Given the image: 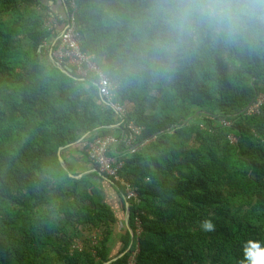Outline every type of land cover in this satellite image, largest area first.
<instances>
[{
	"label": "trees",
	"instance_id": "trees-1",
	"mask_svg": "<svg viewBox=\"0 0 264 264\" xmlns=\"http://www.w3.org/2000/svg\"><path fill=\"white\" fill-rule=\"evenodd\" d=\"M49 2L65 6L59 27L74 13L81 48L117 85L126 118L103 103L96 78L67 75L51 60L58 36L45 26L55 15ZM74 2L0 0V264L111 260L116 220L86 148L121 140L130 123L143 130L137 146L149 143L134 155L122 143L110 155L139 190L130 227L140 217L143 232L134 243L123 235L110 264H127L139 242L137 264H238L245 241L264 243V102L246 114L264 97V35L251 46L202 39L170 52L155 0ZM60 149L74 176L72 153L95 171L70 178ZM204 219L215 231L201 230Z\"/></svg>",
	"mask_w": 264,
	"mask_h": 264
},
{
	"label": "clouds",
	"instance_id": "clouds-1",
	"mask_svg": "<svg viewBox=\"0 0 264 264\" xmlns=\"http://www.w3.org/2000/svg\"><path fill=\"white\" fill-rule=\"evenodd\" d=\"M156 13L169 33L167 51L202 39L227 46H250L264 32V0H155ZM204 232L215 231L210 219L200 222ZM238 264H264V243L247 240L242 244Z\"/></svg>",
	"mask_w": 264,
	"mask_h": 264
},
{
	"label": "built area",
	"instance_id": "built-area-1",
	"mask_svg": "<svg viewBox=\"0 0 264 264\" xmlns=\"http://www.w3.org/2000/svg\"><path fill=\"white\" fill-rule=\"evenodd\" d=\"M70 2L73 9L76 8L74 0H67ZM67 22L65 28L61 33H58V20L55 15H50L46 19L45 26L58 37L55 42L58 41V46L55 51L49 50V55H53L55 60L61 66H67L80 77H94L97 80V89L99 97L103 103L118 114L122 118H126L128 111L125 107L117 104L114 100L115 89L117 85L113 84L108 76L102 71L98 64L94 61V56L90 53L84 52L81 48L79 35L76 30L74 13L68 12L66 15ZM47 45V44H46ZM48 46V45H47ZM49 49V48H48ZM264 102L263 96H258L255 101L250 104L246 110V114L251 115L258 113L259 107ZM225 127H229V124L222 122ZM126 136L121 140L114 137H101L88 143L86 148V154L91 163H93L99 170L101 176L109 179L113 184L119 185L123 190V196L126 202L130 206H140L142 199L140 197L139 190L134 187L130 182L125 180L122 176L124 166L126 163L118 161L114 155L119 146L123 143L128 147V153L131 155L136 154L142 146L149 143L146 142L142 146H137L138 138L142 135L143 130L137 127L134 123L127 124ZM128 133V135H127ZM230 144H235L234 137H229ZM112 154V155H110ZM143 232V221L140 217L136 218L135 230L132 229L133 243L136 238H139ZM140 242L136 244V248L132 251L131 256L127 260V264H137L138 255L140 250ZM76 249H81V246L77 244L74 246Z\"/></svg>",
	"mask_w": 264,
	"mask_h": 264
},
{
	"label": "crops",
	"instance_id": "crops-1",
	"mask_svg": "<svg viewBox=\"0 0 264 264\" xmlns=\"http://www.w3.org/2000/svg\"><path fill=\"white\" fill-rule=\"evenodd\" d=\"M49 6L55 16L59 18V20L62 21L65 19L66 10L65 6L61 2H57L56 4H53V2H49ZM64 26L65 24H63V27ZM53 41H55V39H53ZM67 159L70 160L74 165L75 172H78L80 175L82 174L86 176L95 171L94 167L91 164H86V161H83V159L76 153H72L67 157ZM99 177L100 178L94 180V187L102 196L104 202L109 205L116 220L114 224V236L109 243V256L112 260L119 257L118 253L123 249V247L125 249V243L123 244L122 242V236L127 232H132V229L130 227L129 218H127L129 210L128 207H126V201L124 197L121 196L122 193L116 190L109 181L101 176ZM132 247L133 246H131V249ZM128 250H130V248H128ZM128 250L124 251V255L128 252Z\"/></svg>",
	"mask_w": 264,
	"mask_h": 264
},
{
	"label": "water",
	"instance_id": "water-1",
	"mask_svg": "<svg viewBox=\"0 0 264 264\" xmlns=\"http://www.w3.org/2000/svg\"><path fill=\"white\" fill-rule=\"evenodd\" d=\"M58 33H61L60 31H58ZM50 58H51V60L59 67V68H61V70L64 72V73H66L67 75H70V76H73L72 75V72H73V70H72V68H70V67H67V66H61L60 64H58L57 63V61L55 60V58L53 57V55H51L50 54ZM86 137H84L83 139H81L79 142H82V141H84V139H85ZM64 149H60V151H59V162H60V164L63 166V168L65 169V171L69 174V177L70 178H72V179H82L85 175H79V176H74L73 174H71L70 172H69V170L67 169V167H66V165H65V163H64V160L62 159V157H61V152L63 151ZM105 179V178H104ZM113 186V185H112ZM121 196H123V194L121 195ZM124 197V196H123ZM126 207H128V210H129V214H127V218H129V222H130V216H131V206H130V204L128 203V202H126ZM122 255H124V253L122 254ZM121 255V256H122ZM118 258H114V259H112V260H110L109 262H107L106 264H110V263H112L113 261H115V260H117Z\"/></svg>",
	"mask_w": 264,
	"mask_h": 264
},
{
	"label": "rangeland",
	"instance_id": "rangeland-1",
	"mask_svg": "<svg viewBox=\"0 0 264 264\" xmlns=\"http://www.w3.org/2000/svg\"><path fill=\"white\" fill-rule=\"evenodd\" d=\"M64 28H65V27H63V28H62V27H59L57 31L62 32V31L64 30ZM49 48H50V46H49ZM49 50H50V49H49ZM82 245H83L82 243L79 244V246H81V249H82V247H83Z\"/></svg>",
	"mask_w": 264,
	"mask_h": 264
}]
</instances>
